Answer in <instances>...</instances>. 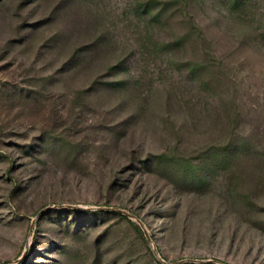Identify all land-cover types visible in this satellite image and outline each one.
Masks as SVG:
<instances>
[{"label":"rangeland","instance_id":"1","mask_svg":"<svg viewBox=\"0 0 264 264\" xmlns=\"http://www.w3.org/2000/svg\"><path fill=\"white\" fill-rule=\"evenodd\" d=\"M0 264H264V0H0Z\"/></svg>","mask_w":264,"mask_h":264}]
</instances>
